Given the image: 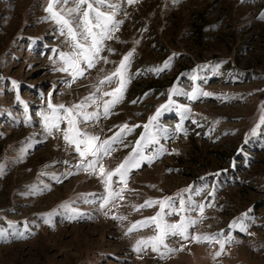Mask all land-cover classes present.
<instances>
[{
	"label": "rangeland",
	"instance_id": "374dc122",
	"mask_svg": "<svg viewBox=\"0 0 264 264\" xmlns=\"http://www.w3.org/2000/svg\"><path fill=\"white\" fill-rule=\"evenodd\" d=\"M88 2L122 23L109 25L99 53L107 62L87 68L79 58L81 76L61 59L80 50L50 18L49 0H0V264H264V0ZM129 52L123 99L105 117L112 97L103 93L119 85L100 82ZM49 105L100 113L77 119L97 144L116 138L106 172L139 159V142V167L111 178L119 196L61 131L49 134ZM166 126L176 131L168 144L157 134ZM168 198L171 215L155 203ZM158 214L196 223L161 240L141 223Z\"/></svg>",
	"mask_w": 264,
	"mask_h": 264
},
{
	"label": "snow or ice",
	"instance_id": "6c2138e0",
	"mask_svg": "<svg viewBox=\"0 0 264 264\" xmlns=\"http://www.w3.org/2000/svg\"><path fill=\"white\" fill-rule=\"evenodd\" d=\"M73 3L75 7L69 8L67 10V16L62 14L60 11L54 10V5L60 3ZM129 3L134 2V0H128ZM95 3L100 5L104 4L105 0H95ZM86 5V8L84 7ZM109 8L116 9L117 5H107ZM47 12L50 13V18L55 19L61 27V33L66 34L72 41V46L74 49H79L80 51H74L71 55H65L61 53V59L65 60L66 63L70 64L74 70L79 74L83 75L85 69L80 67L79 58L83 57L86 62L87 68L95 67V61L99 59H104L107 62L106 58H102L99 56V53L103 47V41L105 38H111V30L109 29V25H112L114 28L118 27L122 21H116L114 16L108 15L104 12H101L98 8L93 7L92 3H89L88 0H49V5L46 9ZM90 13L95 14V23H93V18L90 16ZM68 16L73 17V19L67 18ZM74 22L78 25L74 27ZM99 29V32L93 31V29ZM79 29V31H78ZM66 30V32H65ZM91 41L90 45H86L82 43L83 41ZM134 51V50H133ZM133 52H129L127 55L123 57L117 69L111 73L109 76H106L104 80L100 83H112L113 78H116V82L118 83V87L113 89L112 92H104L103 95L112 97L111 100L106 101L103 105V115L105 117L110 115V109L115 106V104L119 103L123 99V92L126 87V72L128 64L130 63V58L132 57ZM75 57V58H74ZM165 68L168 67V63L166 62L164 65ZM163 69L157 68L156 71H162ZM15 83V82H13ZM202 95H210L209 93H201ZM193 98L195 96L193 95ZM86 99H92V97H88ZM94 102V101H93ZM135 103V101H133ZM173 103L171 100L169 104ZM53 109V112L56 113L54 115L53 121L49 122V117L47 115L44 116L45 126L49 134L53 129L62 132L63 139L66 143L71 146H74L75 151L80 155L82 162L87 161V168L91 169L94 175H99L103 178V182L106 185V188L109 190L110 196H119L120 193H112L111 192V178L113 176H119L121 181H123L124 177L127 175L128 171L131 168L139 167L140 160L145 159L142 152L139 151L140 145L137 143V153L139 159L134 157H129L125 159L116 169L112 171L106 172L104 169L101 160L103 156H106L112 151L111 144L116 142V138L114 137L111 141L105 140L97 144L99 141V137L88 136L86 133L82 132L78 127V119L77 117H81L84 122H87L92 119H98L100 113H90L85 114L82 111H79L84 106L83 105H74L72 108H65L64 105H49ZM168 106L164 105L162 108L166 109ZM57 109H63L65 115L61 116L57 113ZM76 110V111H74ZM160 110L150 119L149 124L144 125V128L148 130L160 116ZM67 121V128L61 129L60 122ZM136 127H139L137 125ZM123 129H127L131 131L132 129L128 127V125H124ZM144 139V137H141ZM154 137H149V142H152ZM163 151V149H162ZM91 156L93 159L88 160V157ZM99 165V168H97ZM109 202L107 198L104 199L103 204L106 205ZM155 203L160 204L161 213H164L165 208L169 209L168 215L172 214V210L174 208V201L171 198L166 199L165 201H156ZM153 206V202H146L145 205L141 207ZM67 208L68 206L65 205ZM183 202L181 201V211H183ZM201 211L203 209L201 208ZM114 219L116 217H113ZM150 222V223H148ZM148 222H141L143 226H151L155 225L156 229L159 231L160 239L162 240L164 236L167 235H184L185 230L189 225H194L196 221H188L187 224L181 223H167L163 216L158 214L154 217H149ZM132 229H129L131 231ZM2 235V233H0ZM185 238H187L185 236ZM204 239H208L204 237ZM141 243H144L141 241ZM139 250V247H137ZM155 250V247H154ZM219 254V253H218Z\"/></svg>",
	"mask_w": 264,
	"mask_h": 264
},
{
	"label": "crops",
	"instance_id": "0c3cea01",
	"mask_svg": "<svg viewBox=\"0 0 264 264\" xmlns=\"http://www.w3.org/2000/svg\"><path fill=\"white\" fill-rule=\"evenodd\" d=\"M105 13V12H104ZM163 128V127H162ZM162 128H160V129H162ZM166 129L165 130H161V131H158L157 132V134H158V138H159V140L161 139L162 141H165V144L167 143H169V142H171V141H174L175 139V134H176V131L175 132H173V130L171 129V127L170 126H166L165 127ZM179 129H180V127H179ZM179 129H178V131H179ZM177 131V133H179ZM179 135V134H178ZM177 135V136H178ZM180 135H182V134H180ZM161 141V144H164L163 142ZM166 151V148H164V150H163V153ZM173 154V153H172Z\"/></svg>",
	"mask_w": 264,
	"mask_h": 264
},
{
	"label": "trees",
	"instance_id": "16d2710c",
	"mask_svg": "<svg viewBox=\"0 0 264 264\" xmlns=\"http://www.w3.org/2000/svg\"><path fill=\"white\" fill-rule=\"evenodd\" d=\"M152 86V85H151Z\"/></svg>",
	"mask_w": 264,
	"mask_h": 264
}]
</instances>
